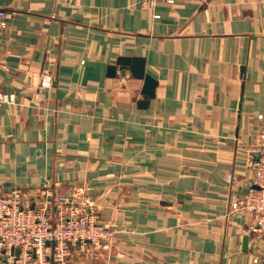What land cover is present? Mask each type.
<instances>
[{
	"label": "crops",
	"instance_id": "crops-1",
	"mask_svg": "<svg viewBox=\"0 0 264 264\" xmlns=\"http://www.w3.org/2000/svg\"><path fill=\"white\" fill-rule=\"evenodd\" d=\"M0 7V89L16 95L0 99V195L81 190L113 237L71 245L69 264H256L251 218L231 201L252 181L264 112V0ZM120 55L144 56L158 80L147 107L142 78L107 74Z\"/></svg>",
	"mask_w": 264,
	"mask_h": 264
},
{
	"label": "built area",
	"instance_id": "built-area-1",
	"mask_svg": "<svg viewBox=\"0 0 264 264\" xmlns=\"http://www.w3.org/2000/svg\"><path fill=\"white\" fill-rule=\"evenodd\" d=\"M8 25V12L0 7V37ZM42 84L50 86L52 78L46 76ZM0 99L14 102L16 95L0 89ZM256 121L254 153L245 162L253 178L245 194L231 201V209L250 216L246 232L253 236L252 259L264 264V112L256 114ZM227 181H234L233 173L228 174ZM45 195L34 204H24L18 191L0 195V264H69L71 245H100L112 235L97 214L72 201L73 194L49 190ZM57 204L60 214L53 218L52 209Z\"/></svg>",
	"mask_w": 264,
	"mask_h": 264
},
{
	"label": "water",
	"instance_id": "water-1",
	"mask_svg": "<svg viewBox=\"0 0 264 264\" xmlns=\"http://www.w3.org/2000/svg\"><path fill=\"white\" fill-rule=\"evenodd\" d=\"M119 69H129L133 76L142 78L144 80L142 87L144 98L140 99L138 104L140 107H147L150 98L154 97L156 94L158 80L146 71V58L140 55H120L116 59L115 64L108 65L107 74L110 76H115ZM248 238V235L244 236V250L247 249Z\"/></svg>",
	"mask_w": 264,
	"mask_h": 264
},
{
	"label": "rangeland",
	"instance_id": "rangeland-1",
	"mask_svg": "<svg viewBox=\"0 0 264 264\" xmlns=\"http://www.w3.org/2000/svg\"><path fill=\"white\" fill-rule=\"evenodd\" d=\"M48 191H49V190H48ZM48 191L46 190V192L43 193L44 196H46L45 194H46ZM80 191H81V190H77L76 192L72 193L73 196H72L71 198H72V201H75V203H76V202L78 203L77 198H78L79 195H81V194L79 193ZM41 198H42V197H41ZM25 204H26V203H25ZM82 206H83V209L86 208V210H88L87 207H85L84 204H83ZM87 206H88V205H87ZM91 210H92V209H91ZM91 210H88V211H91ZM92 212H93V211H92ZM93 213L97 214V212H93ZM97 215H98V214H97ZM101 223H102V222H101ZM108 227H109V229L111 230V228H110L109 225H108ZM111 232H112V230H111ZM112 237H113V232H112V235L110 236V238H109L108 240H110Z\"/></svg>",
	"mask_w": 264,
	"mask_h": 264
}]
</instances>
